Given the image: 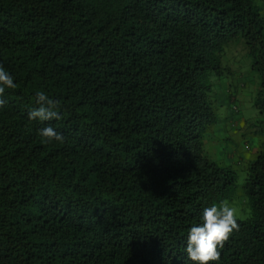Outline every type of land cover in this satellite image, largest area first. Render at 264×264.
<instances>
[{"label":"trees","instance_id":"16d2710c","mask_svg":"<svg viewBox=\"0 0 264 264\" xmlns=\"http://www.w3.org/2000/svg\"><path fill=\"white\" fill-rule=\"evenodd\" d=\"M242 39L262 77L251 216L219 264H264V18L255 0H0V264H192L189 229L231 199L212 160V77ZM44 91L60 118L29 119ZM52 126L63 142L46 143ZM213 264V262H210Z\"/></svg>","mask_w":264,"mask_h":264},{"label":"rangeland","instance_id":"374dc122","mask_svg":"<svg viewBox=\"0 0 264 264\" xmlns=\"http://www.w3.org/2000/svg\"><path fill=\"white\" fill-rule=\"evenodd\" d=\"M264 18V0H255ZM220 75H213L211 103L217 122L205 137V150L209 157L236 173L235 188L227 201L236 210V217L246 220L251 216L250 200L243 192L247 169L255 160L262 143L258 133L262 117L256 106L263 80L252 68L246 44L236 39L228 44L222 56Z\"/></svg>","mask_w":264,"mask_h":264},{"label":"clouds","instance_id":"9594fccd","mask_svg":"<svg viewBox=\"0 0 264 264\" xmlns=\"http://www.w3.org/2000/svg\"><path fill=\"white\" fill-rule=\"evenodd\" d=\"M17 87L14 77L0 65V97H3L6 89ZM35 101L38 107L29 111V119L40 122L51 121L60 118L59 102L50 98L44 91L36 93ZM4 101L0 99V107ZM39 136L46 143L53 141L63 142L64 137L52 126H46L39 130ZM234 231H239L236 210L229 201L223 200L219 204H213L204 208L202 222L189 229L186 247L184 249L187 261L192 264H219L224 243Z\"/></svg>","mask_w":264,"mask_h":264}]
</instances>
